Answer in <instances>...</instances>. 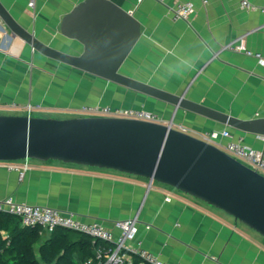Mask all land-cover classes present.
<instances>
[{
    "label": "crops",
    "instance_id": "crops-1",
    "mask_svg": "<svg viewBox=\"0 0 264 264\" xmlns=\"http://www.w3.org/2000/svg\"><path fill=\"white\" fill-rule=\"evenodd\" d=\"M84 0H1L15 20L41 41L79 55L84 45L61 30L62 20ZM141 23V36L122 72L163 90L242 119L264 116V63L225 46L245 37L264 55V13L244 0H112ZM192 1L189 19L173 20L170 7ZM264 7V0H247ZM78 116L84 105L143 107L165 123L212 142L233 139L264 153V136L243 132L196 112L46 57L15 34L0 16V112ZM24 114V113H23ZM14 165V166H11ZM24 170V177L19 171ZM41 205L100 222L115 236L120 220L137 217L138 241L159 258L181 264H264V236L227 212L148 178L59 160L0 162V198ZM150 228H147V225Z\"/></svg>",
    "mask_w": 264,
    "mask_h": 264
},
{
    "label": "water",
    "instance_id": "water-1",
    "mask_svg": "<svg viewBox=\"0 0 264 264\" xmlns=\"http://www.w3.org/2000/svg\"><path fill=\"white\" fill-rule=\"evenodd\" d=\"M0 16L46 57L171 103L175 109L264 136V116L242 119L192 101L185 92L175 94L123 73L122 67L141 36V23L112 0H84L64 16L63 34L84 45L79 55L41 41L15 20L1 0ZM26 158L148 178L203 200L264 236V174L215 143L173 124L108 116L58 118L0 112V161Z\"/></svg>",
    "mask_w": 264,
    "mask_h": 264
},
{
    "label": "built area",
    "instance_id": "built-area-1",
    "mask_svg": "<svg viewBox=\"0 0 264 264\" xmlns=\"http://www.w3.org/2000/svg\"><path fill=\"white\" fill-rule=\"evenodd\" d=\"M243 5L250 9H260L264 13V7L258 8L253 6L247 0H244ZM29 4L34 6L35 0H30ZM171 17L173 20L189 19L191 14L195 11V5L192 1H176L171 7ZM226 48L244 52L248 55H254L260 62L264 63V55L260 52H253L247 46L245 37H240L237 40L228 43ZM36 107L28 104L23 113L33 115ZM78 116H108L121 117L145 120L150 122H163L161 117L155 111L143 107H123L112 105H84L81 108ZM169 124H173L170 122ZM231 137L230 130L222 132L212 131L206 132L202 135V139L212 142L219 138V136ZM223 149L233 157L244 162L251 168L264 174V153L248 144L242 138L230 140ZM27 168L30 158L23 160ZM3 162V161H0ZM11 162V161H8ZM14 166V165H11ZM19 171V177H24V170L14 167ZM152 184V182L150 181ZM0 210L7 211L17 215L23 224L29 226L40 225L46 232H52L56 228L68 227L70 230H78L85 234L93 235V240H102L108 246L107 248L97 247L96 255L100 259L103 254L105 258L100 259L97 264H126L134 260V256L138 257V264H181L178 262H169L159 258L149 249L138 241L136 246H131V243L136 240L139 231L140 221L137 217L120 220L116 223L119 230L118 236H115L114 231L100 222H88L75 214L64 213L59 209L53 207H46L41 205H33L25 202H18L13 196L0 198ZM150 228V225H147ZM85 264H96L92 258H89Z\"/></svg>",
    "mask_w": 264,
    "mask_h": 264
},
{
    "label": "trees",
    "instance_id": "trees-1",
    "mask_svg": "<svg viewBox=\"0 0 264 264\" xmlns=\"http://www.w3.org/2000/svg\"><path fill=\"white\" fill-rule=\"evenodd\" d=\"M108 246L87 234L56 228L46 232L42 226H29L10 212L0 210V264H85L99 262L96 248ZM137 256L131 263L138 264Z\"/></svg>",
    "mask_w": 264,
    "mask_h": 264
},
{
    "label": "rangeland",
    "instance_id": "rangeland-1",
    "mask_svg": "<svg viewBox=\"0 0 264 264\" xmlns=\"http://www.w3.org/2000/svg\"><path fill=\"white\" fill-rule=\"evenodd\" d=\"M40 111V110H39ZM38 110H37V112L35 111L34 113H33V115H39L38 113H40ZM24 159H20V160H15V161H23ZM30 160H33V158H30ZM35 160V159H34ZM75 233H78V232H76V231H74Z\"/></svg>",
    "mask_w": 264,
    "mask_h": 264
}]
</instances>
